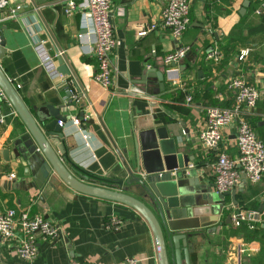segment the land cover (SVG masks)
<instances>
[{"label": "crops", "instance_id": "obj_1", "mask_svg": "<svg viewBox=\"0 0 264 264\" xmlns=\"http://www.w3.org/2000/svg\"><path fill=\"white\" fill-rule=\"evenodd\" d=\"M189 1L190 23L179 41L190 49L175 67L168 68L162 57L177 46L170 31L156 27L144 36L137 35L139 30L159 20L168 0H113L116 45L109 88L93 78L97 60L93 54L81 51L77 39L80 31L87 33V30L80 27L79 12L65 13L67 0H46L43 4L34 0H7V6L0 11V29L5 38L0 67L27 107L60 106V114L66 119L62 120V131L69 160L97 178L95 184H102L98 179L108 180L105 186L119 189L114 182L126 180L127 168L134 166V135L161 126L180 140L183 153L193 156L189 165L198 167L202 184H213L209 166L215 152L205 147L196 132L203 125L206 107L233 104L227 82L236 75L245 76L259 90L260 98L250 122L264 142V8L256 13L264 6V0H248L244 15L239 14L244 0ZM17 5L21 6L19 15L8 18V10ZM30 29L48 39L50 53L62 52L68 74L56 81L48 77L33 50ZM213 49L222 54L217 63L206 57ZM240 52H247L242 60L237 58ZM154 67L165 73V79L163 93L154 96L153 102L122 93L129 89L142 92L135 82L146 69ZM170 76H177L176 85L170 83ZM157 83L154 73L149 78V87ZM168 93L172 97H166ZM188 95L192 97L191 103L186 101ZM69 100L71 105L67 106ZM11 111L4 105L5 122L0 123V210L13 208L17 213L41 215L60 226L62 237L57 240L39 237L38 252L30 261L18 256L11 240L0 237V264H127L130 257L139 264H158L152 231L133 208L78 193L55 175L41 188L19 182L21 168L3 158L4 150L12 148L11 141L25 130L20 118ZM80 114L83 120L74 125L72 118ZM84 130L87 140L81 135ZM223 134L221 147L233 158L237 154L234 124L225 126ZM65 164L71 167L68 162ZM11 174L14 176L10 177ZM236 191L244 194L245 204L251 208L258 206L259 210L263 205L264 215V176L256 184L245 183L241 191L238 186ZM127 192L152 206L136 184L129 185ZM224 200L232 202L230 195ZM113 217L122 220L118 229L106 226ZM221 217L213 232H206V228L197 230L189 249L190 264H264L260 238L247 239L240 233L230 235L229 230L234 228ZM233 237L258 241L259 252L237 258L231 245Z\"/></svg>", "mask_w": 264, "mask_h": 264}, {"label": "water", "instance_id": "obj_2", "mask_svg": "<svg viewBox=\"0 0 264 264\" xmlns=\"http://www.w3.org/2000/svg\"><path fill=\"white\" fill-rule=\"evenodd\" d=\"M43 4L46 0H34ZM249 5L244 0L239 10L244 15ZM3 9H0L2 12ZM0 56L5 51V38L0 29ZM58 70L62 75L68 69L61 56L57 57ZM175 64H172L174 66ZM155 76L158 83L149 87V78ZM165 73L154 68L146 69L135 82L142 92L129 89V97L138 96L153 102L154 96L164 91ZM0 89L11 103L24 125V132L13 141L12 148L5 149L3 158L13 161L22 170L19 182H27L41 188L54 175L78 193L125 204L138 212L148 223L155 242L158 264H190L189 249L197 230L206 228L213 232L226 195L237 204L236 189L223 194L212 190L213 184H202L198 167L190 166L193 156L183 153L180 140L170 135L164 126L146 128L134 135L132 169L127 168L129 177L114 182L119 189L107 187L108 180L98 179L78 168L69 160L65 135L59 120H66L59 107L39 106L29 108L0 67ZM70 96V95H69ZM76 103V101H74ZM71 105L70 100L67 106ZM83 120V114L79 116ZM10 152L13 157L10 158ZM68 162L71 167H67ZM136 184L151 200L152 206L127 192L128 186ZM245 184H239V190ZM263 205L259 210L262 211ZM230 223V216H226Z\"/></svg>", "mask_w": 264, "mask_h": 264}, {"label": "built area", "instance_id": "obj_3", "mask_svg": "<svg viewBox=\"0 0 264 264\" xmlns=\"http://www.w3.org/2000/svg\"><path fill=\"white\" fill-rule=\"evenodd\" d=\"M112 2L113 0H67L65 7L67 15L75 11L80 14V27L82 30L86 29L87 33L80 31L77 34L79 47L84 54L95 56L97 71L93 78L105 88L111 85L112 55L116 45L112 22ZM7 4V0H0V9H4ZM189 5V0H168L160 12L159 20L137 33L138 36H144L156 27L170 31L177 41V46L162 57V63L168 68L175 67L190 49L188 45L179 41L190 23ZM263 8L264 6L257 9L256 13L262 12ZM20 10L19 5L10 8L7 17L18 16ZM30 36L39 64L48 77L54 81L62 78L63 75L59 72L57 63V57L62 56V52L56 50L54 54L50 53L46 45L48 39L41 38L36 30L30 29ZM246 53L240 52L238 60L244 59ZM221 56L218 49H213L206 55L214 63H217ZM172 64L175 65L172 66ZM169 81L172 85H176L177 76H170ZM227 87L233 95V104L230 107L217 105L206 107L203 125L196 132L205 147L215 152V159L209 166V172L212 175L213 191L217 194L236 189L243 180L245 183L256 184L264 176V142L256 135L250 122V117L254 115V109L260 98L259 90L243 75L229 78ZM186 101L191 103L192 97L186 96ZM4 105H8L12 110L11 113L16 114L6 95L0 89V123L5 122ZM262 115L264 117V110ZM80 122L79 117L72 118L74 125L78 126ZM58 124L62 126L63 121L59 120ZM229 124H234L235 127L234 144L237 154L233 158L229 156L225 148L221 147L224 138L223 128ZM81 135L87 140L88 134L85 130L81 132ZM13 176L11 174L10 177ZM220 216L221 218L230 216V223L233 227L247 225L249 229H254L262 223L263 212L258 209L240 207L231 201L224 200ZM121 224L122 220L117 217L110 218L106 222V226L113 229H118ZM0 237L11 240L18 256L25 261H30L38 252L37 239L39 237L57 240L62 237V230L59 225L41 215H32L28 211L17 213L15 209L9 208L0 210ZM231 245L239 259L243 255L251 257L259 252V242L256 240L247 242L241 237H233ZM126 262L127 264H139V261L133 257L127 258Z\"/></svg>", "mask_w": 264, "mask_h": 264}, {"label": "trees", "instance_id": "obj_4", "mask_svg": "<svg viewBox=\"0 0 264 264\" xmlns=\"http://www.w3.org/2000/svg\"><path fill=\"white\" fill-rule=\"evenodd\" d=\"M166 97H172V95L170 93L166 94ZM252 125V123H251ZM236 200H237V204L236 205H240V207H244V208H250V209H256L257 207L251 208L250 206H248L246 203V199L244 198V194L242 192L236 193ZM263 219H264V215H263ZM239 228H241L243 231H245L244 233L246 235H244L247 239H257L258 237L260 238V236L264 237V227L262 226V223H260L256 228L254 229H249L247 227V225H241Z\"/></svg>", "mask_w": 264, "mask_h": 264}, {"label": "rangeland", "instance_id": "obj_5", "mask_svg": "<svg viewBox=\"0 0 264 264\" xmlns=\"http://www.w3.org/2000/svg\"><path fill=\"white\" fill-rule=\"evenodd\" d=\"M251 206H253V205H251ZM233 228L234 229H230L229 232H228L230 235L237 234V233H240L242 235H246L244 233L245 231H243L241 228H239V227L238 228L237 227H233ZM259 241L261 243V254H260V257L263 256V258H264V237L260 236Z\"/></svg>", "mask_w": 264, "mask_h": 264}]
</instances>
